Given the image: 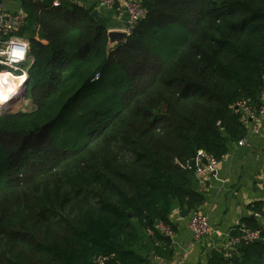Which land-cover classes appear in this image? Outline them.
Returning a JSON list of instances; mask_svg holds the SVG:
<instances>
[{"label": "trees", "instance_id": "1", "mask_svg": "<svg viewBox=\"0 0 264 264\" xmlns=\"http://www.w3.org/2000/svg\"><path fill=\"white\" fill-rule=\"evenodd\" d=\"M141 4L145 18L108 50L91 9L21 3L33 109L0 116V264H150V250L168 253L156 226L175 231L176 208L203 204L197 153L219 161L245 137L237 105L264 93V0ZM262 238L207 264H264Z\"/></svg>", "mask_w": 264, "mask_h": 264}, {"label": "crops", "instance_id": "2", "mask_svg": "<svg viewBox=\"0 0 264 264\" xmlns=\"http://www.w3.org/2000/svg\"><path fill=\"white\" fill-rule=\"evenodd\" d=\"M2 2L9 13L21 9L18 0ZM73 4L84 10L97 11L99 19H105L110 30H124L127 26L122 0H117L110 9L103 8L99 0H73ZM241 121L246 128L242 138L245 144L238 145L241 139L228 143L227 153L218 161L217 173L208 182L198 180L193 172L190 173L192 189L203 197V204L186 214L178 208L173 211L170 221L175 231L172 239L166 237L168 253L161 250L158 255L150 250L147 256L150 264H207L216 251L227 248L237 222L246 224L247 218L256 220L255 203H262L264 208V120L256 123L242 118ZM256 127L257 133L253 130ZM208 185L210 188L205 191ZM197 213L206 216L211 227L210 234L200 240H195L188 229L189 219ZM140 234L143 242L135 248L137 253L144 252L143 245H148V237L152 238L148 230Z\"/></svg>", "mask_w": 264, "mask_h": 264}, {"label": "built area", "instance_id": "3", "mask_svg": "<svg viewBox=\"0 0 264 264\" xmlns=\"http://www.w3.org/2000/svg\"><path fill=\"white\" fill-rule=\"evenodd\" d=\"M20 4L22 2H31L39 5H44L47 2L53 8H58L63 4H72L73 0H18ZM117 0H99L100 5L103 8L110 9L114 7ZM122 9L127 17V26L124 29L128 34L131 33L133 28L145 18L146 10L141 4V0H122ZM25 20V15L20 9L15 13H9L6 6L0 2V66L6 67L7 71H11L12 74L17 73L22 75L26 73V77L21 79L26 81L27 72L21 69L25 61L29 59V42L17 37L16 32L22 27ZM15 52L17 55H15ZM34 63L30 61L28 66ZM12 66H16L17 70L12 69ZM20 72V73H19ZM98 75H95V80L98 79ZM242 114V118L245 120H252L256 123H260L264 120V93L261 97V104L258 106L249 105L247 101H241L237 105ZM255 133L258 132L257 127L253 129ZM245 144V139H241L238 142L239 146ZM264 153V149H263ZM195 167L192 171L194 176L203 182H208L209 179L217 173L218 161L215 160L211 155L199 151L194 159ZM210 188V185L205 186V191ZM255 219L258 223V228L251 229L245 223L237 222L232 231L235 233L229 238L228 246L222 252L224 258H231L238 247L242 244H252L255 242L262 241V230L264 229V208L260 213L255 214ZM157 230L165 237L172 239L174 237V231L171 227L163 224L156 226ZM188 229L195 240L206 238L210 232L211 227L208 219L203 214H194L189 219ZM148 233L153 236V232L148 230ZM94 264H110L109 257L101 256L94 260Z\"/></svg>", "mask_w": 264, "mask_h": 264}, {"label": "water", "instance_id": "4", "mask_svg": "<svg viewBox=\"0 0 264 264\" xmlns=\"http://www.w3.org/2000/svg\"><path fill=\"white\" fill-rule=\"evenodd\" d=\"M90 17L94 22H99V16H98L97 11H93L91 13ZM127 37H128V34L125 30H109L107 32V38H108L107 49L109 50L110 48L114 47L115 45L124 43V41L127 39ZM27 80L22 81V83L21 82L17 83L21 87L19 90L20 91L19 98L18 97H13L12 99L9 98L8 101L0 104V110L3 108L4 109L7 108L6 110H10L13 107V105L15 104V102L25 95L26 90H27V82H28ZM0 115H2V114H0ZM183 175L185 176L186 173L183 172Z\"/></svg>", "mask_w": 264, "mask_h": 264}, {"label": "bare ground", "instance_id": "5", "mask_svg": "<svg viewBox=\"0 0 264 264\" xmlns=\"http://www.w3.org/2000/svg\"><path fill=\"white\" fill-rule=\"evenodd\" d=\"M128 34V33H127ZM129 35V34H128ZM15 55L17 53L15 52ZM16 66H12V69H16ZM26 77V73L18 75L17 73L12 74L11 71L0 72V104L9 100V98L20 96V85L17 83L21 82V79ZM95 80V77H94Z\"/></svg>", "mask_w": 264, "mask_h": 264}, {"label": "rangeland", "instance_id": "6", "mask_svg": "<svg viewBox=\"0 0 264 264\" xmlns=\"http://www.w3.org/2000/svg\"><path fill=\"white\" fill-rule=\"evenodd\" d=\"M24 40H26L28 42V40L26 38H24ZM30 61H32V59L29 58L22 65H20V67L22 66L21 69H23V70H25L27 72L28 80H29L30 70L32 69V66H33V65L28 66L30 64ZM5 70L7 71L6 67H4V66L1 67L0 66V72L5 71ZM6 109H4V108L1 109L0 110V114L8 115V114L17 113V112H20V111L29 112V111H31L33 109V102H32V100L30 98H28L26 95H24L23 97H21L19 100H17L15 102V104L13 105V107L10 110H6ZM2 115H0V116H2Z\"/></svg>", "mask_w": 264, "mask_h": 264}]
</instances>
